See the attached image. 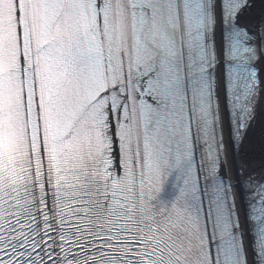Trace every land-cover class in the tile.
Instances as JSON below:
<instances>
[{"label":"snow or ice","instance_id":"snow-or-ice-1","mask_svg":"<svg viewBox=\"0 0 264 264\" xmlns=\"http://www.w3.org/2000/svg\"><path fill=\"white\" fill-rule=\"evenodd\" d=\"M258 121L264 0H0V264H264Z\"/></svg>","mask_w":264,"mask_h":264},{"label":"bare ground","instance_id":"bare-ground-1","mask_svg":"<svg viewBox=\"0 0 264 264\" xmlns=\"http://www.w3.org/2000/svg\"><path fill=\"white\" fill-rule=\"evenodd\" d=\"M262 143H264V122L258 121L250 142L245 145V151H247L249 158L252 161V167L254 168L260 166L259 161L264 157Z\"/></svg>","mask_w":264,"mask_h":264}]
</instances>
